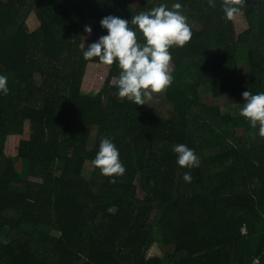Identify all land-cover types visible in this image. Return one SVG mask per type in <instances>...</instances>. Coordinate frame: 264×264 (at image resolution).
I'll list each match as a JSON object with an SVG mask.
<instances>
[{
	"label": "trees",
	"instance_id": "trees-1",
	"mask_svg": "<svg viewBox=\"0 0 264 264\" xmlns=\"http://www.w3.org/2000/svg\"><path fill=\"white\" fill-rule=\"evenodd\" d=\"M175 3L193 35L170 49L168 118L151 108L158 97L143 106L118 98V63L95 96L82 94L89 65L102 64L79 48L90 19L89 44L107 35L106 16L130 22ZM214 3L0 0V75L9 89L0 93V264H264V138L239 114L243 92H264V0H245L249 27L240 34L222 0ZM218 98L235 112L222 114ZM27 125L40 157L17 161L6 143ZM102 138L126 168L115 184L92 164ZM176 144L194 150L199 167L181 168Z\"/></svg>",
	"mask_w": 264,
	"mask_h": 264
},
{
	"label": "clouds",
	"instance_id": "clouds-1",
	"mask_svg": "<svg viewBox=\"0 0 264 264\" xmlns=\"http://www.w3.org/2000/svg\"><path fill=\"white\" fill-rule=\"evenodd\" d=\"M244 4L245 0H222L226 19L234 21L242 14ZM209 6L216 7L214 0H209ZM181 9L180 3L173 4L171 10L167 5L161 4L150 11L134 15L130 22L116 16H106L100 24L107 30V35L87 46L84 42L79 44L86 61L98 58L100 63L109 67L118 63L120 73L118 77H113V82L118 88V98L121 101L127 99L138 106L147 105L154 95L163 93L171 86L173 77L170 49L185 47L193 35ZM85 32L91 35V27L86 26ZM140 37L143 38L142 43ZM7 85L8 77L0 75V93L5 96L9 94ZM242 96L245 103L240 109V116L252 128H258V135L264 138V92L253 94L245 91ZM173 152L177 155L176 162L181 168L199 167V157L187 145L176 144ZM92 164L99 169L101 175L110 178L112 184L116 183V177H122L126 172L120 161L119 150L108 138L101 139ZM183 179L186 183H191V172H185ZM253 264H259V258H255Z\"/></svg>",
	"mask_w": 264,
	"mask_h": 264
},
{
	"label": "rangeland",
	"instance_id": "rangeland-1",
	"mask_svg": "<svg viewBox=\"0 0 264 264\" xmlns=\"http://www.w3.org/2000/svg\"><path fill=\"white\" fill-rule=\"evenodd\" d=\"M139 2H136L134 6L138 5ZM27 23L29 25L30 32H33L39 26V21L35 15V13H31L29 19H27ZM234 29L237 34H240L246 31L249 27L248 20L246 16L242 13L238 16L234 21ZM95 21L90 19L86 26L91 27L92 33L89 35L85 30L83 31V37L85 40L83 42L85 45H88L93 37ZM85 26V27H86ZM173 69V66L171 65ZM110 67L103 65V64H95L92 63L89 65L85 79L83 81L81 92L83 95L88 96H95L105 85L106 79H108ZM112 85L115 84L113 79L111 80ZM155 105L152 107L158 108V113L163 116L164 118H168L173 111V107L171 102H169L168 98L171 100L170 97V87H168L163 93L154 95ZM215 101H212L214 103ZM220 106V110L222 114H228L230 112H235L231 109L233 106H229L227 100L225 98H218V100L214 103ZM29 125L26 126V134L24 136H13L9 137L5 147V154L14 158V160L22 161L23 159H37L40 157V142L34 141L29 136ZM95 135H92L91 141L94 142ZM162 149H168L167 145L162 144L160 146ZM33 169V166L30 170ZM253 172H256L257 169L255 167H251ZM85 175L87 178L90 177L91 173L90 170L85 171ZM28 178L32 181L41 182V180L35 178L32 174L28 175ZM6 238V237H4ZM155 251V249H150L149 252Z\"/></svg>",
	"mask_w": 264,
	"mask_h": 264
}]
</instances>
